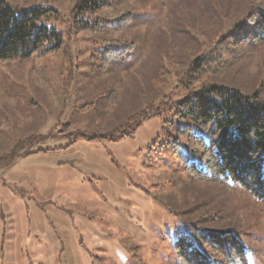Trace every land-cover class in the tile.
I'll list each match as a JSON object with an SVG mask.
<instances>
[{
    "label": "rangeland",
    "instance_id": "374dc122",
    "mask_svg": "<svg viewBox=\"0 0 264 264\" xmlns=\"http://www.w3.org/2000/svg\"><path fill=\"white\" fill-rule=\"evenodd\" d=\"M7 1L54 9L47 23L63 42L0 60V264H179L172 242L194 220L234 228L251 249L249 264H264V202L239 183L198 180L167 108L187 93L168 97L177 62L195 44L189 29L218 31L249 0L123 3L118 10L135 24L114 36L136 48L105 65L102 35L68 25L75 0ZM241 49L200 83L260 90L264 100V46ZM163 95L159 116L138 117ZM112 130L119 134L100 137ZM176 136L184 146L173 150Z\"/></svg>",
    "mask_w": 264,
    "mask_h": 264
},
{
    "label": "trees",
    "instance_id": "16d2710c",
    "mask_svg": "<svg viewBox=\"0 0 264 264\" xmlns=\"http://www.w3.org/2000/svg\"><path fill=\"white\" fill-rule=\"evenodd\" d=\"M129 1L74 2L68 25L75 31L102 35V41L108 42L103 65L130 59L136 48L134 42L119 41L114 36L125 35L135 24L131 11L118 10V6ZM52 12L56 11L43 4L23 7L0 0V60L26 59L42 49L59 48L62 32L47 23ZM221 20L218 31L189 29L195 44L186 45L185 59L177 62L179 73L168 93L170 97L177 90H186L185 97L167 106L163 95L159 103L138 117L159 116L166 106L173 109L179 122L175 131L187 143V169L195 171L200 181L239 183L253 199L264 202V100L260 90L244 94L233 87L200 83L238 60L242 45L264 46V0H249L238 18L223 16ZM198 83L200 86L195 89ZM117 133L112 130L100 137L113 138ZM123 134L130 135L131 131ZM181 138L173 137V150L184 146ZM172 245L179 264H249L251 249L234 228L207 230L194 220L185 232L177 233Z\"/></svg>",
    "mask_w": 264,
    "mask_h": 264
}]
</instances>
